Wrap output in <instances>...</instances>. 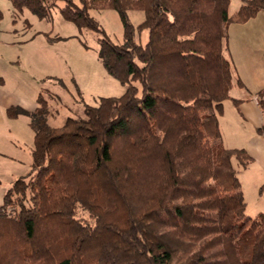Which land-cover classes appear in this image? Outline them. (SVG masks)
Wrapping results in <instances>:
<instances>
[{
    "label": "trees",
    "instance_id": "obj_1",
    "mask_svg": "<svg viewBox=\"0 0 264 264\" xmlns=\"http://www.w3.org/2000/svg\"><path fill=\"white\" fill-rule=\"evenodd\" d=\"M64 1L66 19L102 33L99 57L126 89L58 127L40 93L30 114L35 175L16 180L0 207V264H264V213L246 214L232 164L249 158L221 148L219 126L234 83L229 24L254 17L264 0H244L235 18L230 0ZM12 3L46 17L57 0ZM92 9L119 13L121 43ZM130 10L145 14L137 28ZM16 193L20 209L7 216Z\"/></svg>",
    "mask_w": 264,
    "mask_h": 264
},
{
    "label": "rangeland",
    "instance_id": "obj_2",
    "mask_svg": "<svg viewBox=\"0 0 264 264\" xmlns=\"http://www.w3.org/2000/svg\"><path fill=\"white\" fill-rule=\"evenodd\" d=\"M244 3V0H230L229 15L235 18ZM64 4V0H57L50 15L40 17L27 8L17 11L12 0H0L3 14L0 20V55L3 53L12 61L8 85L12 86L18 78H22L28 96H33L34 91L39 94L41 90L49 109L47 121L56 127L62 126L68 116L84 115L85 104L96 106L101 97L120 96L126 89L125 84L108 73L99 57L102 33L89 27H79L75 22L66 19L61 12ZM90 14L114 42L123 41L124 27L116 10L92 9ZM128 16L136 28L145 18L144 12L140 10H130ZM240 23L244 22L232 20L229 24L228 39L224 48V55L231 61L232 66V55L242 51L235 44L242 28V25L237 26ZM148 37V29L141 32L136 30L138 42L145 44ZM233 71L236 74L234 67ZM0 83L5 84L6 79L0 78ZM18 139L16 135L14 145L21 152H25V159L21 164L26 165V158L29 157L27 151L31 148L24 136L23 140ZM34 144L32 140V162L30 170L24 176L26 181H30L35 175L32 152ZM221 148H226L225 143L222 142ZM6 153L8 154H4L5 160L12 164L15 158L13 150ZM232 164L244 191L246 214L254 217L264 213V180H257L255 170L243 166L237 156L232 157ZM29 197L30 192L25 200L28 206L31 205ZM13 198L14 201L3 209L7 216L20 209L19 193ZM77 217L91 221L89 213L81 207L77 210Z\"/></svg>",
    "mask_w": 264,
    "mask_h": 264
},
{
    "label": "crops",
    "instance_id": "obj_3",
    "mask_svg": "<svg viewBox=\"0 0 264 264\" xmlns=\"http://www.w3.org/2000/svg\"><path fill=\"white\" fill-rule=\"evenodd\" d=\"M239 25H242V28L238 34L239 41L237 40L235 44L242 51L232 55L236 74L230 89V98L224 101L223 112L219 115V126L226 148L244 149L249 158L246 167L255 170L257 180L262 181L264 95L261 92L264 90V10L244 23L237 24ZM10 62L12 61L1 53L0 78L6 79V83H0V207L4 204L7 191L16 180L24 177L30 170L31 142L33 140L34 143L35 138L30 114L38 107V97L42 93L41 90L39 94L34 91L33 96H28L22 78H18L16 83L9 86L7 79L11 76ZM239 79L241 84L237 81ZM13 109L17 111L14 112ZM16 135L18 140H23L24 136L29 142L31 150L27 151L29 157L26 158V165L21 164L25 159V152H21L14 145ZM11 149L15 158L12 160L13 163L9 164L4 154H8L6 151L9 152Z\"/></svg>",
    "mask_w": 264,
    "mask_h": 264
}]
</instances>
